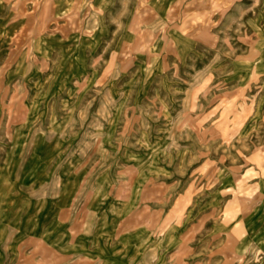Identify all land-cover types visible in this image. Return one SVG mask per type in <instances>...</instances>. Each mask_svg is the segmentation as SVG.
<instances>
[{
  "label": "rangeland",
  "instance_id": "1",
  "mask_svg": "<svg viewBox=\"0 0 264 264\" xmlns=\"http://www.w3.org/2000/svg\"><path fill=\"white\" fill-rule=\"evenodd\" d=\"M151 2L1 13L0 197L33 208L83 177L77 201L95 182L125 198L148 178L169 214L141 264H264V0H175L167 24Z\"/></svg>",
  "mask_w": 264,
  "mask_h": 264
},
{
  "label": "crops",
  "instance_id": "2",
  "mask_svg": "<svg viewBox=\"0 0 264 264\" xmlns=\"http://www.w3.org/2000/svg\"><path fill=\"white\" fill-rule=\"evenodd\" d=\"M31 1L0 0V16L7 10L9 12H6L5 20L13 19L14 22V19L21 18V14L23 15L24 12H30ZM51 1L54 15L58 16L65 14L70 9L73 10L78 0ZM108 2L109 0H101L104 6L102 4L101 9L99 6L95 7L102 12ZM139 2L140 0H136V3ZM174 2L175 0H152L150 6L154 8H151L153 11L151 16L158 24H160L159 21L163 22ZM9 5L10 7H8ZM165 22L167 24V17ZM23 27L25 28L22 25ZM18 31H11V33ZM81 171L82 169L78 167V169L72 168L68 173L70 176L77 177ZM68 173L64 172V177ZM82 178L78 192H73L72 187L68 189L66 180L62 192L55 193L54 198H49L43 205L38 203L33 205V208L30 205L28 208L20 203L14 204L16 200H10L8 194L2 192L0 197V264H28V260L29 264L30 262L45 264L47 256L51 264H141L147 253L156 252L157 236H155V229L149 226L153 223V221L149 222V218L152 220L155 212H163L166 216L169 210L161 207V210L155 211L154 204H152L151 179L144 178L142 187L137 183L135 176L127 183L124 182L127 188L132 189H130L128 198L114 195L112 191L110 192V188L104 186V182L100 184L95 182L92 185L91 193L88 192L86 198L82 197L81 201H77V196L84 191ZM120 183L122 182H117V184ZM5 186L6 183L3 182L6 191ZM139 189V194L144 192L145 198L136 199L135 197L133 199L132 194L138 193ZM226 190L228 188L213 191L214 193L207 192V195L226 194L223 193ZM180 195H184V193H179ZM197 195H202V193ZM177 198L179 197L177 196ZM37 200H40V197ZM139 218L147 220L145 229L143 224L139 226ZM128 219L135 222L132 221L128 228H120ZM87 225L88 230H84ZM172 226L162 233L163 244L166 248L171 247L170 240L175 239L177 243L179 242L177 245L180 249L184 236L177 233L181 226L178 229ZM140 235L146 239L139 237Z\"/></svg>",
  "mask_w": 264,
  "mask_h": 264
},
{
  "label": "bare ground",
  "instance_id": "3",
  "mask_svg": "<svg viewBox=\"0 0 264 264\" xmlns=\"http://www.w3.org/2000/svg\"><path fill=\"white\" fill-rule=\"evenodd\" d=\"M250 67H251V66H250ZM250 67H249V68H250ZM257 67H258V66H257ZM257 67H256V68H257ZM247 69H248V68H247Z\"/></svg>",
  "mask_w": 264,
  "mask_h": 264
}]
</instances>
